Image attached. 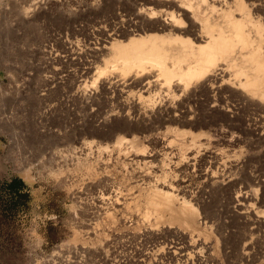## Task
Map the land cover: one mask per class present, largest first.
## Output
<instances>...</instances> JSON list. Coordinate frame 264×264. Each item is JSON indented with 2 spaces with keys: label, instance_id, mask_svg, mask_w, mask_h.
<instances>
[{
  "label": "rangeland",
  "instance_id": "1",
  "mask_svg": "<svg viewBox=\"0 0 264 264\" xmlns=\"http://www.w3.org/2000/svg\"><path fill=\"white\" fill-rule=\"evenodd\" d=\"M243 1L264 21V0ZM114 9L128 18L130 10L160 8L149 0H0V264H130L138 252L191 236L204 264H264V185L254 183L264 180V119L254 103H240L237 90L173 97L176 109H191L202 126L183 128L184 143L172 142L173 153L145 134L134 135L136 152L132 136L118 143L121 134L87 130L88 116L111 95L86 104L73 78L93 60L85 36L114 24ZM66 38L80 40L79 57L63 58ZM149 96L163 100L157 90ZM218 104L232 115L208 113ZM14 180L22 186L18 207L5 190ZM151 189L186 203L195 225L161 224L147 235L141 220ZM250 191L261 220L234 212L233 200ZM250 237L259 239L242 261L238 253Z\"/></svg>",
  "mask_w": 264,
  "mask_h": 264
},
{
  "label": "bare ground",
  "instance_id": "2",
  "mask_svg": "<svg viewBox=\"0 0 264 264\" xmlns=\"http://www.w3.org/2000/svg\"><path fill=\"white\" fill-rule=\"evenodd\" d=\"M149 2L160 9L130 10L128 18L118 14L119 9H114V24L104 21L107 23L105 26H99L85 36L87 54L93 60L83 63L74 74L73 79L82 90L77 97L88 104L99 94L111 95L98 114L88 116L87 130L93 128L101 136L108 130L107 137L121 134L123 136L118 143H122L124 137L132 136L129 145L136 152L142 150L134 144L137 139L134 135L145 134L151 140L159 141L161 151L173 153L172 142L178 146L184 143L182 139L186 132L183 128L198 129L202 126L197 125L199 118L195 121V113L191 109H176L172 98L177 94L183 97L186 91L192 95L201 91L211 93L224 86L237 90L235 92L243 105L254 103L263 120L264 21L255 16V11L249 9L243 0ZM89 11L94 10L89 8ZM76 13L70 10L68 18L74 19L78 15ZM68 18L61 16L66 22ZM79 42L72 38L62 41L63 58L79 57L82 53L78 52ZM57 54L55 56L60 59ZM134 89H138L137 94L131 93ZM156 90L163 97L161 103L149 96ZM46 91L44 89L42 93ZM178 106L181 108L180 104ZM213 112L223 119L232 115L229 116V111L219 104L211 105L208 113ZM94 132L89 131L91 136L95 135ZM197 137L191 136V145ZM227 178L216 180L214 184L224 185ZM254 183L263 186L264 180L254 177ZM253 192L233 200L234 212L241 217L250 215L261 220L249 204L254 199ZM114 203L119 204L117 199ZM142 217L150 236L157 235L161 224H177L187 229L196 223L193 210L186 203H176L171 196L156 189L147 193ZM136 221L138 223L140 219L136 218ZM248 239L238 253L242 261L250 258L251 246L259 237ZM193 242L192 236L182 242L177 238L166 240L149 252H138L137 259L131 263L204 264L198 259Z\"/></svg>",
  "mask_w": 264,
  "mask_h": 264
},
{
  "label": "trees",
  "instance_id": "3",
  "mask_svg": "<svg viewBox=\"0 0 264 264\" xmlns=\"http://www.w3.org/2000/svg\"><path fill=\"white\" fill-rule=\"evenodd\" d=\"M22 186L20 184L19 180H14L11 184L7 186V189H5L10 196H12V205L15 207H18L20 202L22 201V196H21V190Z\"/></svg>",
  "mask_w": 264,
  "mask_h": 264
}]
</instances>
